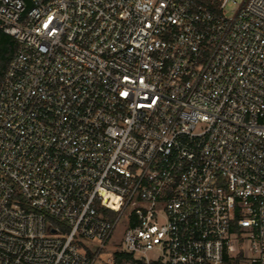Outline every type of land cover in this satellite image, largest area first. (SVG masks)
<instances>
[{"label":"built area","instance_id":"1","mask_svg":"<svg viewBox=\"0 0 264 264\" xmlns=\"http://www.w3.org/2000/svg\"><path fill=\"white\" fill-rule=\"evenodd\" d=\"M0 23V264H95L120 225L106 264H264V0H0Z\"/></svg>","mask_w":264,"mask_h":264},{"label":"trees","instance_id":"2","mask_svg":"<svg viewBox=\"0 0 264 264\" xmlns=\"http://www.w3.org/2000/svg\"><path fill=\"white\" fill-rule=\"evenodd\" d=\"M30 8V4H29ZM18 49V41L16 38L5 32L0 23V82L2 81L6 70ZM123 259L128 261L132 260V257L128 254H117V261L121 262Z\"/></svg>","mask_w":264,"mask_h":264},{"label":"rangeland","instance_id":"3","mask_svg":"<svg viewBox=\"0 0 264 264\" xmlns=\"http://www.w3.org/2000/svg\"><path fill=\"white\" fill-rule=\"evenodd\" d=\"M237 1L241 2L242 0H237ZM122 230H123L122 225L118 226L116 233H114L113 238L104 247V250L98 256V259L96 260L95 264H106L108 259H112V257L114 256V252L121 243L123 236ZM93 245H95L96 248L100 246V244L98 243H93Z\"/></svg>","mask_w":264,"mask_h":264}]
</instances>
